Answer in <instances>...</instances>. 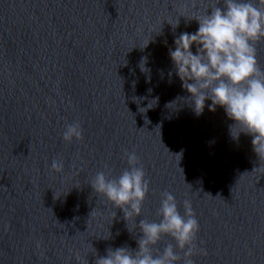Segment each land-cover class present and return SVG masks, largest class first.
<instances>
[{
    "label": "water",
    "instance_id": "95a60500",
    "mask_svg": "<svg viewBox=\"0 0 264 264\" xmlns=\"http://www.w3.org/2000/svg\"><path fill=\"white\" fill-rule=\"evenodd\" d=\"M215 3L0 0V264H95L109 247L135 250L140 220L159 221L165 191L181 215L191 201L195 264H264V157L250 136L231 138L223 108L206 101L194 113L169 57L174 36L198 28L186 19ZM181 15L174 33L165 20ZM256 47L264 69V41ZM76 121L82 139L64 141ZM132 151L149 192L127 224L89 183L99 171L118 177Z\"/></svg>",
    "mask_w": 264,
    "mask_h": 264
},
{
    "label": "clouds",
    "instance_id": "9594fccd",
    "mask_svg": "<svg viewBox=\"0 0 264 264\" xmlns=\"http://www.w3.org/2000/svg\"><path fill=\"white\" fill-rule=\"evenodd\" d=\"M220 5L221 0H216L215 6L190 19L181 15L174 22L165 20L174 33L181 17L198 24L195 32L184 31L174 36L169 57L182 88L190 94L187 99L194 113L201 115L206 101H211L207 105L209 111H215L218 106L223 108L226 117L233 121L229 125L231 138L238 140L241 133L250 136L253 151L261 158L264 157V69L259 67L256 45L264 41V0H222ZM145 63L146 58H142L140 68L147 72ZM158 99L153 98L147 108L156 105ZM173 104L170 102L167 106ZM62 138L69 143L73 139L80 141V122L66 124ZM125 157L128 168L118 177L109 178L104 171H99L89 184L95 193L123 212L128 224L141 214L149 180L135 151L126 152ZM63 167L60 159L51 163V169L56 172H62ZM183 208L181 215L175 196L163 192L156 212L159 221L141 219L139 222L142 235L137 249L109 247L106 255L97 256L95 264H195L192 257L197 253L199 223L190 200L183 201ZM110 236L111 233L102 238ZM162 236L171 237L175 245L168 243L161 252L155 246ZM91 247L95 254L92 244ZM199 254L207 253L200 248Z\"/></svg>",
    "mask_w": 264,
    "mask_h": 264
}]
</instances>
